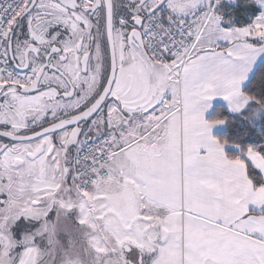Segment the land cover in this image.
Segmentation results:
<instances>
[{
	"label": "snow or ice",
	"instance_id": "snow-or-ice-1",
	"mask_svg": "<svg viewBox=\"0 0 264 264\" xmlns=\"http://www.w3.org/2000/svg\"><path fill=\"white\" fill-rule=\"evenodd\" d=\"M107 176L98 264H264V0H0V264Z\"/></svg>",
	"mask_w": 264,
	"mask_h": 264
},
{
	"label": "rangeland",
	"instance_id": "rangeland-1",
	"mask_svg": "<svg viewBox=\"0 0 264 264\" xmlns=\"http://www.w3.org/2000/svg\"><path fill=\"white\" fill-rule=\"evenodd\" d=\"M107 179L108 187L104 192L101 191V200L107 198V203L112 206L108 207L106 212L96 214V209L105 208V204L95 202L91 194L87 198V204L92 206L91 211L87 210L85 203L79 197L75 200L69 198L66 201L49 204L50 209L59 213V223L50 224L48 228L52 244L48 264H98L102 253L109 249H117L125 241L138 246L141 250L144 249V244L136 238L123 236L117 224L118 219L122 220L133 210V197L122 191L115 177L108 176ZM57 204L59 207L56 206ZM108 212L114 215H106ZM53 219L55 221L56 217L54 216ZM77 220L82 222L76 223ZM65 224L69 225L67 229L64 227ZM120 261H123L122 256ZM111 264L117 262L112 261Z\"/></svg>",
	"mask_w": 264,
	"mask_h": 264
},
{
	"label": "crops",
	"instance_id": "crops-1",
	"mask_svg": "<svg viewBox=\"0 0 264 264\" xmlns=\"http://www.w3.org/2000/svg\"><path fill=\"white\" fill-rule=\"evenodd\" d=\"M108 183H109V180L107 179V181L102 182V185L100 183L99 185H97L94 188H92L91 195H92L93 200L95 202H99L100 203V200H101V197H102L101 191L104 192L105 188L107 190ZM143 247H144L143 251H148L149 250L148 247H147V245L144 244ZM176 255H177V253L175 251H171L169 253V256L170 257H174Z\"/></svg>",
	"mask_w": 264,
	"mask_h": 264
},
{
	"label": "built area",
	"instance_id": "built-area-1",
	"mask_svg": "<svg viewBox=\"0 0 264 264\" xmlns=\"http://www.w3.org/2000/svg\"><path fill=\"white\" fill-rule=\"evenodd\" d=\"M107 178H108V176L107 177H100L96 181L93 182V185L96 186L98 183L106 180Z\"/></svg>",
	"mask_w": 264,
	"mask_h": 264
},
{
	"label": "trees",
	"instance_id": "trees-1",
	"mask_svg": "<svg viewBox=\"0 0 264 264\" xmlns=\"http://www.w3.org/2000/svg\"><path fill=\"white\" fill-rule=\"evenodd\" d=\"M210 118H211V116H210ZM84 261V260H83Z\"/></svg>",
	"mask_w": 264,
	"mask_h": 264
}]
</instances>
